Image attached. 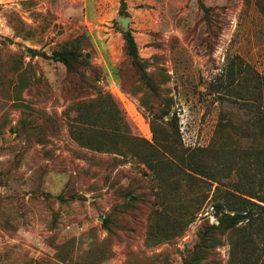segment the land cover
Instances as JSON below:
<instances>
[{
	"label": "rangeland",
	"instance_id": "374dc122",
	"mask_svg": "<svg viewBox=\"0 0 264 264\" xmlns=\"http://www.w3.org/2000/svg\"><path fill=\"white\" fill-rule=\"evenodd\" d=\"M260 105L264 0H0V264H185L197 247L189 264H231L228 234L207 239L227 189L189 171L160 183L170 167L142 160L159 159L153 124L208 147ZM245 253L264 264V239Z\"/></svg>",
	"mask_w": 264,
	"mask_h": 264
},
{
	"label": "trees",
	"instance_id": "16d2710c",
	"mask_svg": "<svg viewBox=\"0 0 264 264\" xmlns=\"http://www.w3.org/2000/svg\"><path fill=\"white\" fill-rule=\"evenodd\" d=\"M204 10L208 11L204 4ZM127 16L126 12H123ZM126 40V52L129 56L137 58L138 44L133 32L122 31ZM36 53V52H35ZM63 62L71 75L78 76V86L85 84L81 75L74 72V64L79 63V58L73 52H59L52 58ZM260 103L263 102L262 96ZM116 107H101L99 111V123H107L106 116L113 117L118 123V117L114 114ZM264 106H259L257 113L245 124L232 121L230 118H222L216 126L214 138L208 147L184 148L179 126L175 119H170L166 127L152 125L153 143L146 142L158 154V160L145 158L142 161L151 167L153 163L162 168H169V174H158L161 167L156 168L157 181L167 183L181 174L189 171L198 176L213 181L227 189L225 202L215 203L213 208L219 225L210 226V235L207 239H213V235L228 234L231 245V264L238 259L245 258V264H249L248 256H245L247 243H252L254 238L264 239ZM169 115V112L167 113ZM86 120L87 117L83 115ZM245 125V126H243ZM161 131V134L159 133ZM245 137L251 139V144L244 146ZM133 137V142L135 141ZM153 168V170H154ZM155 171V170H154ZM242 233L241 238L236 234ZM203 247H197L189 253L185 264L203 252ZM190 259V260H189ZM189 260V261H188ZM252 264H258V258Z\"/></svg>",
	"mask_w": 264,
	"mask_h": 264
},
{
	"label": "water",
	"instance_id": "95a60500",
	"mask_svg": "<svg viewBox=\"0 0 264 264\" xmlns=\"http://www.w3.org/2000/svg\"><path fill=\"white\" fill-rule=\"evenodd\" d=\"M119 21L121 22V24L123 26L124 32L128 31L129 30L128 23L130 22V19L129 18L120 17ZM29 52L31 53L32 49H29ZM88 58H90V56H88Z\"/></svg>",
	"mask_w": 264,
	"mask_h": 264
}]
</instances>
